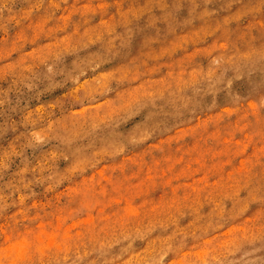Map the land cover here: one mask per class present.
<instances>
[{"label": "rangeland", "instance_id": "rangeland-1", "mask_svg": "<svg viewBox=\"0 0 264 264\" xmlns=\"http://www.w3.org/2000/svg\"><path fill=\"white\" fill-rule=\"evenodd\" d=\"M0 264H264V0H0Z\"/></svg>", "mask_w": 264, "mask_h": 264}, {"label": "bare ground", "instance_id": "bare-ground-1", "mask_svg": "<svg viewBox=\"0 0 264 264\" xmlns=\"http://www.w3.org/2000/svg\"><path fill=\"white\" fill-rule=\"evenodd\" d=\"M164 81V80H163ZM163 87V86H162ZM161 100V99H160ZM82 149V148H81ZM250 193V192H249ZM228 201V200H227ZM194 218V217H193ZM169 228V227H168ZM175 228V227H174ZM150 232V231H149ZM162 232V231H161ZM164 233V232H163ZM145 236V235H144ZM137 237V236H136ZM139 237V236H138ZM171 237V236H170ZM159 238V237H158ZM122 240V239H121ZM140 240V239H139ZM129 242V241H128ZM134 244V243H133ZM152 244V243H151ZM111 245V244H110ZM162 245V244H161ZM153 246V245H152ZM125 248V247H124ZM147 250V249H146ZM172 252V251H171ZM115 253V252H114ZM110 254V253H109ZM103 256V255H102ZM112 258V257H111ZM159 258V257H158ZM146 259V258H145ZM151 259V258H150ZM154 260V259H153ZM152 263V262H151Z\"/></svg>", "mask_w": 264, "mask_h": 264}]
</instances>
